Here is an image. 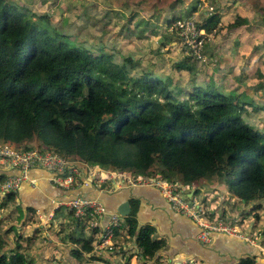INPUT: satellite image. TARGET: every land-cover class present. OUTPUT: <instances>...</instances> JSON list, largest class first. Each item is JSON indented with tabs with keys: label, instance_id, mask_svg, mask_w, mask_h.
<instances>
[{
	"label": "trees",
	"instance_id": "trees-1",
	"mask_svg": "<svg viewBox=\"0 0 264 264\" xmlns=\"http://www.w3.org/2000/svg\"><path fill=\"white\" fill-rule=\"evenodd\" d=\"M30 14L26 6L0 0L1 139L27 148L32 144L25 142L37 137L40 147L132 175L148 174L155 166L159 177L187 183L218 176L242 202L264 199V131L243 119V105L233 95L213 84H194L180 98L148 71L133 76L131 56L118 63L112 53L74 45L44 24L48 13L39 15L40 21ZM218 21L215 12L199 25L210 32ZM188 59L177 66L192 69ZM14 195L2 196L7 202ZM128 200L131 210L115 235L134 236L140 257L166 264L158 255L165 238L154 236L151 223L138 224L139 200ZM72 219L69 239L80 245L71 252L80 258L92 250L93 237L73 214ZM245 242L249 250L240 253L237 264H264L253 254L258 246ZM0 264L34 263L17 239L14 247L1 246Z\"/></svg>",
	"mask_w": 264,
	"mask_h": 264
},
{
	"label": "rangeland",
	"instance_id": "rangeland-1",
	"mask_svg": "<svg viewBox=\"0 0 264 264\" xmlns=\"http://www.w3.org/2000/svg\"><path fill=\"white\" fill-rule=\"evenodd\" d=\"M10 1L22 7L26 6L29 13H33L29 16L34 20L40 21L39 15L48 13V19L44 20V24L49 29L63 33L67 41L74 45L84 46L96 53L102 51L112 53L113 61L118 63L122 62L124 57L131 56L134 61V67L131 69L133 76L140 75L142 70H157L163 81L170 79L167 82L168 88L180 98L187 96L190 90L185 91V89L190 83L200 84L208 81L215 83L217 81L221 89L233 95L236 101L243 105V119L254 128L264 131V0ZM207 5L213 6L212 13L218 12L226 15L225 21H234L236 18L246 19L244 23H239L241 25L237 30L240 31L238 35H244L241 41L252 44L256 53L254 61L249 63L253 66H249L248 71L241 70V65L245 60L244 55L239 57L236 67L230 65L231 56L236 51V44H234L236 40H232V34L236 33V28L232 27L236 25H232L231 22L228 26L217 23L206 37L205 42L210 45L208 50L213 48L215 52L212 58L208 57L210 56L207 55L208 52H205V61L188 59L189 63L194 64L192 71L189 72L174 65L176 61L183 60L186 55L183 54L180 45L177 49L168 45L169 42L177 40V35L175 31L170 30V25L166 24V20L172 19V15H185L188 10L198 19H203L210 15L207 12L204 13ZM236 5L243 8L245 11L243 15L239 12L235 14ZM195 8H197L196 12ZM222 28L226 29L224 34L221 33ZM223 35L225 36L223 42H216ZM238 35L235 38L240 40ZM239 40L237 41L240 42ZM231 47L233 50L229 51L227 57H223V52H227ZM221 58L224 64L219 69L218 61ZM25 143L41 146L37 137ZM111 170L118 171V169ZM121 171H125L133 181H136L139 175H132L127 170ZM142 176L159 177L155 166L150 168V173ZM160 178L167 180L178 189L185 184L177 176ZM95 180L97 178H93L92 181L96 182ZM102 184L108 189L112 187L110 179ZM182 195L184 199H192L193 202L197 201L194 198L198 199L205 211V214L201 216L207 223L212 225L221 223L226 228L235 226L238 233L233 235L240 236L249 242L253 241L258 246L253 254L260 263H264V199L253 200L249 203L242 202L227 190L226 184L218 176H213L211 179L200 178L190 182L189 186L182 191ZM14 199H10L8 203L9 201L5 202L6 200L0 197V248L2 245L10 248V238L13 241L19 231L16 230L15 225H19L24 215L19 209H17L18 214H10ZM10 217L17 219L12 222L15 225H10ZM70 223L73 224L72 214ZM70 223L62 225V228H70ZM5 228H8L7 231L4 230ZM83 229L85 235L91 237L100 235L99 230H91L87 226ZM66 237L69 238V236Z\"/></svg>",
	"mask_w": 264,
	"mask_h": 264
},
{
	"label": "crops",
	"instance_id": "crops-1",
	"mask_svg": "<svg viewBox=\"0 0 264 264\" xmlns=\"http://www.w3.org/2000/svg\"><path fill=\"white\" fill-rule=\"evenodd\" d=\"M236 6L235 14L239 12L243 15V12H245L243 8ZM189 11H186L185 15H190ZM194 11L196 12L197 8ZM205 12H207L206 9L204 10ZM218 14L219 21L217 23L220 22V25L228 26L233 21H225L226 15ZM178 16L183 15H172V19L166 20V24L169 26ZM240 25L232 27L233 29L236 28V33L232 34V40H236L234 42L236 51L231 56L230 65L235 66L239 57L244 55L245 60L244 64L241 65V70L245 69L248 71V67L253 66L252 63H249L252 60L254 61L256 53L252 44L249 45L241 41L244 35H238L240 31L237 29ZM224 32H226V29L222 28L221 33L224 34ZM143 35H146V33H143ZM236 35L240 37V40L235 38ZM224 37L223 35L216 42H223ZM176 39L178 42L176 40L168 44L173 49L179 48L180 45L178 37ZM208 46L210 45L205 43L204 55L205 52H208L207 55H210L208 57L212 58L215 52H213V48L208 50ZM232 50L233 47L227 52H223V57H227V54L230 53L229 51ZM222 58L218 61L219 69L224 64ZM181 61H176L174 65L177 66ZM214 61H216V58H214ZM190 65L194 67L193 63H190ZM207 67L210 68V66ZM178 68L188 72L192 71L188 66ZM142 71H148L152 77L160 78L163 81L157 70L146 69ZM196 73L198 74L199 72L197 71ZM169 81L170 79L167 80V82ZM194 84L197 83H190L185 91L191 90ZM207 84H213L217 89L226 93V91L221 89L220 85H217V81L215 83L212 81L200 83V85ZM7 172H15V170L0 169L1 175H5ZM29 176L35 179V183L31 184L28 180L23 181L12 198L15 199L14 206L10 207V214H18L17 209H19L24 215L19 225L12 223L17 221L15 217L14 219L10 217V225L14 224L16 230H19L13 241L10 238V247H14L18 239L19 249L34 264H153V259L144 260L137 254L134 236H129L124 232L117 234V236L115 235L116 237L114 236L115 244L112 250L104 249L100 254L91 250L82 252L80 258L74 256L71 250L79 247L80 244L66 236H69V232L73 230L75 222L73 221V224L70 223L72 213L65 206H58V202L81 193L103 201L107 208V213L103 216L104 222L108 219L110 212L117 211L116 207L120 202L129 199V197L137 198L139 200L136 214L138 224L151 223L155 228L154 236L164 237L166 240V244L158 253L160 261L166 264H237L240 253L244 252V250H249L250 247L245 242V239L233 234H213V236L211 234L210 241H202L198 222L191 216L174 209L161 191L154 186L111 183L112 187L108 189L103 184L92 183L88 186H79L66 190L55 186L48 180V171L46 169L40 167L32 168L29 170ZM75 190L81 193H75ZM0 197L3 198L2 195ZM8 201L10 203V200ZM67 223H70L71 227L63 229L62 225ZM27 236H30V238L28 239ZM250 243L255 245L253 242Z\"/></svg>",
	"mask_w": 264,
	"mask_h": 264
},
{
	"label": "built area",
	"instance_id": "built-area-1",
	"mask_svg": "<svg viewBox=\"0 0 264 264\" xmlns=\"http://www.w3.org/2000/svg\"><path fill=\"white\" fill-rule=\"evenodd\" d=\"M206 8L207 14H211L213 6L207 5ZM201 20L192 14L178 16L169 27L170 30L175 31L183 54L198 61L205 60L204 44L209 35L206 28L199 25ZM80 160L78 156H65L51 148L38 145L24 148L0 139V169L15 170V172H7L3 178H0V193L4 195L16 191L26 180L34 184L35 179L29 176V170L39 167L46 169L48 180L62 189L88 186L92 184L93 178H97L93 183L100 184L110 179L112 184L150 185L158 188L174 209L191 216L198 222L202 241H210L211 232L214 231H223L229 234L238 233L235 226L226 228L221 223L212 225L203 220L201 215H204L205 211L198 199L194 198L197 201L193 202L192 199L183 198L182 191L189 186L190 182H184L181 189H178L167 180L155 176H137V180L133 181L125 171L111 170L98 163L90 164ZM58 204V206L63 205L70 210L74 218L84 223L89 229L99 230V237H93L92 251L100 254L104 249H113L115 229L123 224L124 216L117 211L110 212L108 219L104 222L103 216L107 213V208L103 201L82 194L61 200Z\"/></svg>",
	"mask_w": 264,
	"mask_h": 264
},
{
	"label": "water",
	"instance_id": "water-1",
	"mask_svg": "<svg viewBox=\"0 0 264 264\" xmlns=\"http://www.w3.org/2000/svg\"><path fill=\"white\" fill-rule=\"evenodd\" d=\"M117 212H119L122 216H126L129 214L131 210V206L128 199L120 202L116 207Z\"/></svg>",
	"mask_w": 264,
	"mask_h": 264
}]
</instances>
